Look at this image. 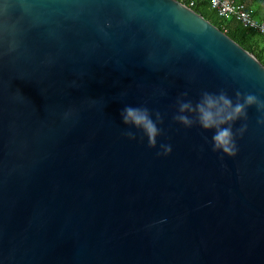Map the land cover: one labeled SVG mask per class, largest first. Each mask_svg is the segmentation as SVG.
I'll return each instance as SVG.
<instances>
[{"label":"water","instance_id":"95a60500","mask_svg":"<svg viewBox=\"0 0 264 264\" xmlns=\"http://www.w3.org/2000/svg\"><path fill=\"white\" fill-rule=\"evenodd\" d=\"M220 90L264 100V65L179 0H0V264H264L260 113L235 157L172 119Z\"/></svg>","mask_w":264,"mask_h":264},{"label":"clouds","instance_id":"9594fccd","mask_svg":"<svg viewBox=\"0 0 264 264\" xmlns=\"http://www.w3.org/2000/svg\"><path fill=\"white\" fill-rule=\"evenodd\" d=\"M188 92L185 91L177 98L176 113L172 119L174 122L182 125L185 129H190L194 125L205 131L214 130L211 137L212 151L221 152L228 157H235L238 153L237 137H243L248 129V109L255 107L260 117L257 124L264 126V100L251 93L235 92V102L228 96L227 92L220 90L218 93L204 91L200 99L193 104L187 99ZM68 113L65 114L67 117ZM122 123L129 128L134 127L141 131L147 138V146L150 149L157 148V137L163 134V129L158 125L163 124L164 119L159 111L152 112L146 106H125L121 110ZM153 115L155 120H153ZM237 121H244L239 128L235 129ZM129 140H136L137 136L131 130L123 132ZM207 139V138H205ZM172 152V145L161 143L157 156H168ZM223 159V156H221ZM165 220L157 221V224L164 223Z\"/></svg>","mask_w":264,"mask_h":264},{"label":"trees","instance_id":"16d2710c","mask_svg":"<svg viewBox=\"0 0 264 264\" xmlns=\"http://www.w3.org/2000/svg\"><path fill=\"white\" fill-rule=\"evenodd\" d=\"M203 18L224 31L231 39L249 51L264 65V36L254 29L244 27L234 17L223 18L211 8L209 0H179ZM254 18L264 15V0H241Z\"/></svg>","mask_w":264,"mask_h":264},{"label":"built area","instance_id":"2783aa9c","mask_svg":"<svg viewBox=\"0 0 264 264\" xmlns=\"http://www.w3.org/2000/svg\"><path fill=\"white\" fill-rule=\"evenodd\" d=\"M210 6L223 18L234 17L244 27L254 29L264 36V15L254 18L241 0H209Z\"/></svg>","mask_w":264,"mask_h":264}]
</instances>
